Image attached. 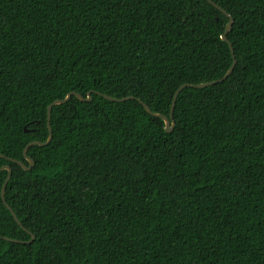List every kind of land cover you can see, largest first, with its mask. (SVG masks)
<instances>
[{"label":"trees","instance_id":"1","mask_svg":"<svg viewBox=\"0 0 264 264\" xmlns=\"http://www.w3.org/2000/svg\"><path fill=\"white\" fill-rule=\"evenodd\" d=\"M211 1L234 55L208 0H0V264H264V0Z\"/></svg>","mask_w":264,"mask_h":264},{"label":"water","instance_id":"2","mask_svg":"<svg viewBox=\"0 0 264 264\" xmlns=\"http://www.w3.org/2000/svg\"><path fill=\"white\" fill-rule=\"evenodd\" d=\"M212 5H214L217 9H219L221 12H223L228 18H229V23L227 25V28H226V33L225 35L223 36V40H225L226 42L229 43L230 45V48H231V52L232 54L234 55V49L231 45V43L229 42L228 38H227V33L231 30L232 26H233V23H234V19L232 18V16L230 14H228L224 9H222L220 6H218L217 4L213 3L211 0H208ZM236 66V60L234 59V62H233V65L230 67V69L227 71V73L219 80H216V81H212V82H208V83H203V84H198V85H189V84H185L183 86H181L175 93L174 95V99H173V103H172V108H171V114H170V117H167V116H164V115H160V114H155L152 112V110L150 109V107L148 105H146L145 103H143L141 100H139V102L144 106V108L146 109V111L153 115L154 117H158V118H161L164 120L165 122V125H166V132L168 133H171L174 129V126H175V122L173 120V111H174V108H175V105H176V101H177V98L180 94V92L187 86L189 87H195V88H205V87H208V86H212V85H215L217 83H220V82H223L225 81L233 72L234 68ZM73 93L72 94H69L65 99L63 100H57L55 101L54 103H52L49 108H48V126H49V138L47 140V142L45 143H42V142H32L30 143L25 151H24V155L26 157V159L29 161L30 165L27 166L26 164H24L23 162L21 161H17V160H12L13 162L17 163L18 165H20L21 167H23L26 171H29L31 170L34 165H35V162L32 158L28 157L27 155V150L33 146V145H42V146H45V145H48L51 141H52V138H53V132H52V127H51V116H52V109L55 105H61V104H65L67 103L68 101H70L71 97H72ZM76 96L81 100V101H91L92 100V96H91V93L88 94V97L87 98H84L82 95L80 94H76ZM106 99L108 100H111V101H119V102H124V101H128V100H132L134 99V97H127V98H123V99H115V98H112V97H109V96H104ZM2 156V155H0ZM2 170H8L9 174H8V177L7 179L5 180V183L3 185V188H2V199L4 201V203L6 204V207L11 211L14 219L16 220V222L21 226L22 224L20 223L17 215L15 214V212L13 211V209L6 203V200H5V191H6V187L8 185V182L10 181L11 179V176H12V168L10 166H4L2 168H0V171ZM24 228V227H23ZM5 240L7 241H13V242H18V241H15V240H12V239H9V238H4ZM35 239V236H32V240L29 242L31 243L33 240Z\"/></svg>","mask_w":264,"mask_h":264},{"label":"snow or ice","instance_id":"3","mask_svg":"<svg viewBox=\"0 0 264 264\" xmlns=\"http://www.w3.org/2000/svg\"><path fill=\"white\" fill-rule=\"evenodd\" d=\"M214 63L217 64V68L219 67V61H215Z\"/></svg>","mask_w":264,"mask_h":264}]
</instances>
